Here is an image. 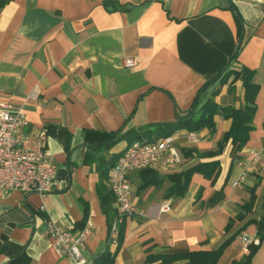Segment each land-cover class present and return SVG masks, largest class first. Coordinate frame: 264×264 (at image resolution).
Returning a JSON list of instances; mask_svg holds the SVG:
<instances>
[{"label":"crops","instance_id":"crops-1","mask_svg":"<svg viewBox=\"0 0 264 264\" xmlns=\"http://www.w3.org/2000/svg\"><path fill=\"white\" fill-rule=\"evenodd\" d=\"M243 69L258 86L243 146L233 151L225 138L232 119L220 114L213 131L192 132L196 143L174 131L179 162L164 154L149 167L158 180L128 171L130 199L144 215L124 217L120 238L111 236L117 207L107 171L133 133L155 138L208 100L240 108L243 78L233 73ZM0 101L24 113L28 146L44 132L46 157L58 167L57 185L44 195L0 188V264H67L46 225L76 231L87 220L90 262L106 250L113 264L220 250L215 264H242L245 234L259 239L248 264H264V0H10L0 7ZM252 150L261 158L232 187ZM213 161L215 176L194 173L183 195L165 197L170 174ZM165 200L170 210L160 212Z\"/></svg>","mask_w":264,"mask_h":264},{"label":"built area","instance_id":"built-area-1","mask_svg":"<svg viewBox=\"0 0 264 264\" xmlns=\"http://www.w3.org/2000/svg\"><path fill=\"white\" fill-rule=\"evenodd\" d=\"M134 64L133 57H123V66L132 67ZM38 93L39 89L34 87L29 96L36 98ZM27 123L21 110H11L6 102L0 101V188L44 195L57 185L58 167L52 159L46 157L44 132L38 133L33 145L28 146V135L20 130ZM187 138L192 143L198 141L197 136L192 132L188 133ZM166 153L173 162H179L172 135L164 136L156 141L133 140L110 167L107 184L117 207V213L111 222V236L116 237L118 225L124 217L144 215L143 210L137 208L130 199L132 187L127 175L128 171L150 167ZM261 156V150H252L248 161L240 162L242 172L231 180L230 185L232 187L240 185L248 172L254 169ZM170 204V200L162 201L158 205V210L167 212L170 210ZM90 225L91 222L87 220L82 228L70 231L53 222H48L45 233L52 238L57 253L67 260V264H89L90 261L84 255V249ZM240 238L246 254L249 253V245H256L259 242L258 238H250L245 234H242Z\"/></svg>","mask_w":264,"mask_h":264},{"label":"trees","instance_id":"trees-1","mask_svg":"<svg viewBox=\"0 0 264 264\" xmlns=\"http://www.w3.org/2000/svg\"><path fill=\"white\" fill-rule=\"evenodd\" d=\"M10 0H0V7ZM235 76L241 74L243 78L244 84V105L240 108H233L229 106H218L214 101L208 100L205 105L201 108L196 109L195 106H192L187 112L182 115H177L176 119L173 123L164 124L168 127L166 131L159 133L155 138H146L143 140L140 138V135L137 132H134L133 135L129 139V143L133 140H143L150 141L153 139H160L164 136L171 135L174 131L178 129H184L188 132H195L202 128H208L211 131L214 130V115L220 114L224 117H230L232 119V127L231 130L225 135L226 137H230L233 145V151L238 150L245 143L248 132L252 128V119L255 111V103L254 98L258 86L251 81V73H247L246 70H239L233 73ZM234 76V77H235ZM114 139V142H117V134L113 133L110 135V139ZM118 156L110 165L112 166ZM110 166V167H111ZM218 166L217 161L208 162V163H197L194 166L180 171L172 173L168 176L170 185L166 190L165 197L171 196H181L186 191L188 184L190 183L191 177L194 173H202L207 178L216 175V168ZM109 167V169H110ZM108 169V171H109ZM142 171H149L151 174L150 178L154 180H158L156 172L149 167L141 169ZM107 171V173H108ZM152 179H148L145 182H142L141 187H146L151 183ZM111 195L112 192L109 190ZM114 198V197H113ZM105 199L109 201V196H105ZM113 217V216H112ZM109 221V226L111 227V220ZM110 229V228H109ZM110 231V230H109ZM120 230L117 232V239L120 238ZM256 245H249V253L244 258L242 264H248L249 257L252 252L255 250ZM220 250H183L177 252H169L166 254H162L157 256L156 260L159 261V264H166L173 262L175 260H185V264H215ZM89 264H113V255H111L107 250L98 255L92 262Z\"/></svg>","mask_w":264,"mask_h":264},{"label":"rangeland","instance_id":"rangeland-1","mask_svg":"<svg viewBox=\"0 0 264 264\" xmlns=\"http://www.w3.org/2000/svg\"><path fill=\"white\" fill-rule=\"evenodd\" d=\"M134 170H137V169H134Z\"/></svg>","mask_w":264,"mask_h":264}]
</instances>
